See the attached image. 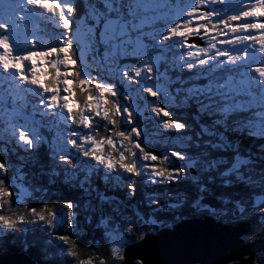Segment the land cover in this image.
Returning <instances> with one entry per match:
<instances>
[{
  "label": "snow or ice",
  "instance_id": "6c2138e0",
  "mask_svg": "<svg viewBox=\"0 0 264 264\" xmlns=\"http://www.w3.org/2000/svg\"><path fill=\"white\" fill-rule=\"evenodd\" d=\"M217 4L223 7H214ZM38 13L55 21L56 27L62 28L64 32L57 37L54 46L38 47L33 38L30 41L32 47L25 51L19 41L20 29L22 26L27 29L30 23L35 25V22L41 19ZM158 21L163 22L162 31L154 27ZM73 23V0H3V7L0 8V69L12 72L23 85L37 89V95L41 97L40 104L45 109H51L52 115H59L65 124L71 122V125L88 130L83 134L71 130L62 145L50 144L53 157L59 154V160L65 164L75 167L72 159L65 155L69 144L87 161L94 162V165L85 166L87 174L79 183L81 188H84L86 183L90 184V177L99 167L105 170L103 180L106 182L112 180L121 184L125 182L127 175H143L155 184L178 180L185 169L202 166L205 172H212L228 164L222 157L202 159L172 151V157L186 160L187 163L183 168L171 169L172 161L168 152L161 156L152 154L151 150H146L133 138L140 136L137 127L121 129L120 125L123 123L133 124L134 117L133 112L129 111L130 105L122 104L121 98L126 99L134 90L121 91L114 83L89 75L84 57L86 53L98 52L100 47H103L104 66L115 65L109 71L121 75L122 79L126 78L129 84L141 77L142 73H146L144 80L164 81L165 77L159 73L158 68L161 57L148 56L143 37H150L156 42L153 46L159 47L162 53L165 49L176 50L172 57L173 66L179 64L187 70L207 68V72L197 73V77L206 76L207 83L184 89L185 95L181 103L187 104L192 100L199 105L198 112L207 111L209 115L222 116L211 125H201L204 135L215 137L214 140L205 141V145L214 151L231 150L236 153L229 166L219 172L221 178L234 174L237 180L253 183L251 177H245L240 171L242 167L246 168L252 163L251 159L239 155L237 146L229 140L226 132L228 117L231 114L254 107L253 101L257 97L253 94V87L259 88V101L264 105V60H261V66L258 67H252L248 63L257 60V52L264 53V0H98L97 4H89L86 17L80 20L75 29ZM149 27L152 30L145 31ZM197 39L203 41L205 46L195 43ZM129 55L138 56L142 60L141 65L122 68L120 62ZM144 57L148 59L145 60ZM93 59L99 64L96 57ZM217 69L224 72L219 76L213 75ZM248 72H254L257 76L248 77ZM169 83L170 81L160 84L145 83L140 91L156 97L158 92L168 91ZM179 91L180 89L175 90L176 93ZM240 97L251 99L246 101ZM170 99L175 102L174 95ZM148 108H151V112L157 117L161 114L163 117L171 116L164 107H152L145 102V110ZM13 115L16 123L11 125V134L25 151L35 149L42 140L38 122L22 110H16ZM99 121L105 122L103 134L100 132ZM233 123L235 126L232 131L246 130L250 136L264 138V109L254 114L252 119ZM162 126L166 130L176 131L187 127L186 124L173 122L171 119L162 121ZM218 126H222L224 131H219ZM107 150L116 155H108ZM201 156L208 157L209 153L204 152ZM151 162H159L164 166L158 167ZM9 171L7 161L0 162V177ZM16 179L19 177H13L12 181L6 182L4 178H0V205H11L13 196L17 197L16 203L19 204L22 196L30 195L22 184L15 193L9 190L16 186ZM191 179L196 182L200 178L193 176ZM208 179L211 182L214 177L209 176ZM74 180L75 173L66 175V182ZM127 183L131 189L129 195H134V182ZM231 183V180L223 179L225 186ZM84 191L88 193L89 188H84ZM91 191L97 189L92 187ZM199 191L203 193L207 188L200 184ZM109 199L112 198L100 194L101 202ZM203 199L204 197L200 196L192 205L196 211H207L217 218L227 215L226 209L202 204ZM218 199L225 205L229 203L222 197ZM153 203L158 201L153 199ZM182 203L183 201L169 203L163 207L177 209ZM259 205H264V192L255 195L254 206ZM79 208L80 205L75 201L63 202L51 212L47 207L42 212L32 208L31 217L38 219L27 220L24 216L16 220L0 214V229L18 231V224L45 222V226L50 228L67 223L69 229L75 230ZM88 208L89 205L86 204L85 210ZM236 209L240 214L245 213V208L238 202ZM137 216L142 221V226L137 229L142 235L144 225L153 231L163 226L158 225L155 219L145 221L139 213ZM233 216H236L235 212ZM176 219L180 220L181 217L177 216ZM102 223L107 228V222ZM107 235L118 245L112 248V252L118 259H123L121 249L129 241L123 234L109 231ZM57 239L68 246L69 256L76 255L75 251L71 250L76 246L75 240L68 235H60ZM80 264H92V260H81ZM100 264H104V261H100Z\"/></svg>",
  "mask_w": 264,
  "mask_h": 264
},
{
  "label": "trees",
  "instance_id": "16d2710c",
  "mask_svg": "<svg viewBox=\"0 0 264 264\" xmlns=\"http://www.w3.org/2000/svg\"><path fill=\"white\" fill-rule=\"evenodd\" d=\"M91 1L92 0H73L75 14L74 16L76 17V19H80L84 15V11L82 10V8L84 7L86 9L88 3ZM201 44L204 43L202 42ZM256 56L257 62L264 60V53L257 52ZM183 70H185L183 73H186L188 76H191L193 72L192 70ZM249 76L256 77L257 74L254 72H249ZM186 81L188 82V84L184 86V89H188L193 85H199L198 83L193 82L194 77L192 76L187 78ZM178 93L177 113L171 111L170 119L173 122H182L186 124V129L174 132H164L162 133V136H158L156 134L150 135V139L153 142H150L152 144H147L148 148L146 150H151L152 154H156L158 156H161L164 152H168L169 159L172 161L173 165L177 164V167L181 166L179 164L183 165L184 163H187V161L180 160L178 157H172L170 155L172 151L182 153L186 152L188 156L200 157L202 159L222 157L228 161V164L222 165L218 170L212 172H205L202 166H200L197 168H191L192 171H194L195 173V175H191L190 169H186L187 171H184V173L182 174L185 180H189L193 176H198L200 179L196 182H193V180L191 179L192 181H186L187 183H177L176 180H174L172 182H158L153 184L150 182V180H145L143 177L135 178L132 175H127L124 183L117 184L112 180H109L107 182L104 181L103 175L105 174V170L103 169V167H99L97 171L90 177V184L86 183L84 185V188H89V192L85 193L84 188H81L79 186V183L85 178L87 174L85 166L88 164L94 165V162L87 161L85 159L83 161V165L81 164V167H79L75 164L76 159H72L75 167H78L73 168L72 165L65 164L53 157L46 158L43 153L38 150L33 152L30 150L29 152L32 153H30L29 157L26 159L20 158L18 156L15 157L14 154L11 156V159L15 160L16 162L18 160L17 163L24 167V171H26V175H28L26 177L30 181L29 185L36 190V193L39 191H47V193H49L51 197L56 198L51 204V208H54L55 206H58L63 202L72 201H75L80 205V208L77 210L79 212V215L77 218L76 226H78V229H80L81 234L75 235V231L77 229H69L67 223H64L59 225L58 229H56L59 235L70 236L73 240L76 241V244L79 246V248L81 246L79 238L82 236L86 237L88 235L92 240H95L96 242L94 234L98 235L97 232L99 231V229L95 230L96 232H93V227L89 226L88 228V224L85 223L84 226V223H82L81 221L83 214L87 217H90L91 215L93 221H95V219H98L96 218V216H100L101 218H109V220L112 221V224L115 225V227L117 226L119 230H121V233L129 241V243L124 247L126 248L129 245L137 244L149 235H156L157 233L163 230L171 229L174 225L184 219L194 218L198 214L191 210V206L195 203L197 199H199L200 196H203L204 198L213 197L217 200V202H222L221 199H218V197H222L224 199H227L229 201L228 206L232 207H234V205H236L238 202L240 206L245 208V213L241 214V220L236 219L235 216H233V213L236 210L233 208L226 209L228 212L231 213L229 216H225L219 219L217 217L216 218L222 221V223L228 222V224H236L237 221H246L251 223L255 228V233L253 237L245 238V241L247 243L257 241L255 235L261 232L262 225L260 224V221L264 217V211L256 212V210L252 209V207L254 206L255 195L264 192V179H262V177H264V138L250 136L247 134L246 130L232 131L231 129L235 126L233 123L234 121L252 119L254 114L260 113V111L262 110H260V108L255 105L254 107L247 109L246 112L244 110L238 113L231 114L228 117L227 121L228 131L226 132V135L228 136L229 140L237 146L238 153L241 157L250 158L252 161V163L248 165L247 171L241 172L243 175H245V177H251L253 183H247L245 181L237 180L234 174L226 178H221L219 172L225 170L229 166V164L233 160L230 158H234L236 153L231 150L214 151L211 148L207 147L205 144L203 145V147L194 146L193 141L196 140L195 137H198L197 142L199 140V137H203L207 141L214 140L215 137H210L202 133L201 125H211L214 120L221 119L222 116L219 114L209 115L207 111L198 112V104H196L192 100H189L187 104L181 103L180 99L178 98ZM255 94L259 96L258 89L255 90ZM182 95L184 96L185 94L182 93ZM168 107L169 106H167V108ZM167 119L169 120V117ZM104 123L105 122L103 121L102 124ZM102 124H100V126ZM108 127L110 128L111 125H109ZM101 128H103V125L100 127V131ZM218 130L224 131V128L222 126H218ZM185 133V136H190L189 133L192 134L193 141H188V144L186 146L181 145V148L180 145H177V143L175 144L173 139L176 138L174 136L177 135L184 137ZM158 138L163 141H166L165 146L157 142L156 139ZM1 144L3 143L1 142ZM19 146L20 148H24L21 147V145ZM68 148V153H76V150L73 149L70 144ZM204 152H208L209 156L202 157L201 154ZM107 154L115 155L111 152V150ZM0 161H5L3 156H1ZM151 163L156 164L158 167L164 166L159 162ZM57 169L62 171L64 170L63 172H68L69 175L75 173L76 180L66 182V176L58 175L59 171H57ZM111 175L114 176L115 173H111ZM209 176L214 177L211 182H209ZM0 178H4L6 182H9L11 181L12 177L10 174H6L5 176ZM156 179L159 180L160 178ZM223 179H229L232 181V183L225 186L223 184ZM51 181L57 183V185H54L53 188H49L47 186V184H49ZM127 181L134 182V195H129L131 189L128 186ZM200 184H203L207 188V191L201 193L199 191ZM92 187L96 188L97 191H91ZM182 188H184V190H182ZM55 189L57 190L56 196H54L55 193L53 192V190ZM9 190L13 191L14 193L17 192L16 187H12ZM143 192L157 193L158 195H162L163 197L158 200V203H153V200L147 198ZM101 193L104 196H107L112 199L101 202ZM30 200L31 201L28 203L29 207L25 205L16 206V204L14 203L15 196H13L11 205H0V214L7 215L10 218L16 220H18L20 216H24L26 220L30 218L38 219L31 217V209L35 208L38 212H42L45 206H43V203L41 202V204L40 201H38L37 199L35 200L34 198H31ZM180 201H183L180 208L172 209L168 207H163L169 203H177ZM86 204L89 205V208L87 210H85ZM47 208L49 212H51V210L53 209H50L49 206ZM92 209L95 210L93 211ZM137 213L140 214V217H143V220L147 221L155 219L158 225L162 224L163 226L159 227L156 231H153L152 228L144 225V234L142 235L137 230L142 226V221L137 216ZM177 216H180L181 219L177 220ZM17 227L19 228L18 231L0 229V254L14 252L27 253V255H29L38 264H80L81 260L86 261V259L89 258V250H84L83 253L80 252V250H77L78 252H80L79 255L76 249L74 248L72 249V251H75L76 255L69 256L67 253L64 252V250L68 248V246L64 245L62 242H60L58 250L57 248H55L56 252L50 251L49 239L46 237V234L44 235V233H42L40 230H48V227H46V229L44 228L45 222L24 225L18 224ZM258 235L261 236V234ZM89 237H87V240L90 239ZM42 240H45L44 244ZM258 243L261 248L260 251H264V241H260ZM108 247L109 246L107 244L104 245L103 241L99 240V243L96 245L95 250L97 249V252L100 253V256H98L100 258L94 257L93 264H100V261H104V264L121 263L122 259H118L117 256H113V254L109 252Z\"/></svg>",
  "mask_w": 264,
  "mask_h": 264
},
{
  "label": "rangeland",
  "instance_id": "374dc122",
  "mask_svg": "<svg viewBox=\"0 0 264 264\" xmlns=\"http://www.w3.org/2000/svg\"><path fill=\"white\" fill-rule=\"evenodd\" d=\"M84 1H89V0H84ZM90 3L91 4H97L98 0H92L91 2L88 3L86 9L84 7L82 8V10L84 11V13H83L84 15L80 19H76V17L74 16V23H73L74 29L80 23V20L82 18L86 17L88 6ZM2 7H3V0H0V8H2ZM214 7H223V5L217 4V5H214ZM37 15L39 17H41V19L36 21L35 25L30 23L28 25L27 29H25L23 26L20 29L19 41H20V44L22 46V49L25 51L32 47L30 41L33 38H35L38 47L48 48V47L54 46L55 43L57 42V37L62 32H64V30L62 28L56 27L55 21L45 19L44 15L42 13H38ZM42 20H46L47 22H49L51 24L52 28L50 29ZM81 27H82V25H81ZM154 27L157 30L162 31L163 30V22L158 21ZM151 30H152L151 27L145 29V31H151ZM142 39H143V43L146 45L145 50L148 52V56H159V57H161V59L158 63V68H159V73L164 75V77H165L164 81H161L159 79L144 80L143 77H144V75H146V73H142L141 77H137L135 82L129 84V81L126 78L122 79L121 75L109 71V69L114 68L115 65L109 64L107 66H104L103 47H100L98 52L86 53V55L84 57V62L87 64V71H88L89 75H91L93 77H98L102 80L106 79L109 82L114 83L115 86L118 89H120L121 91L134 90V91H132V94L130 96H128L126 99L121 98L122 104L130 105L129 111H132L134 114L133 124L129 125V124L123 123L120 125V127L122 130L125 128L130 129L131 127H134V126L137 127V129L140 131V136L138 138L134 136L133 138L138 140V142L141 144V146L145 147V149H147L148 148L147 144L150 142H153L150 139V135L156 134L158 136H162L163 135L162 133H164V132H174L176 130L164 129L162 126V121H168V119H167L168 117L167 118L163 117L162 114L159 117L155 116V114L151 112V108H148L147 110H145V102H147L148 104H151L152 107L161 106V107H164V109L169 111L170 113H171V111H174L177 113V93L175 92V90L180 89V91H179L180 93H178L179 94L178 98L181 101L182 98L184 97L182 95V93L185 94V92H184L185 87L184 86H186V84H188V82L186 81L187 78L192 76V77H194V81H193L194 83H198L199 85L206 84L207 83V77L206 76L197 77V73L207 72V68L193 69L191 76H188L186 73H183L185 70H183V68H181L179 66V64H176L175 66H173L172 57H173L176 50L168 51L167 49H165L162 53L161 49L159 47L153 46V44L156 42H154L150 37H143ZM197 40H199V39H197ZM199 41H200V43L203 42L201 40H199ZM167 43H169V42H165V44H167ZM201 46H205V45L202 44ZM94 57H96L99 60V64H97L96 61L93 59ZM144 59L147 60L148 57H144ZM141 63H142V60L138 56L129 55V57H127L126 59H124L120 62V66L122 68L123 67H138L141 65ZM238 63H240V62H238ZM248 63L252 67L261 66V61H258V62L257 61H248ZM77 66L79 67L80 65L78 64ZM186 71H187V69H186ZM223 72H224V70L217 69L216 72L213 73V75L219 76ZM153 75L155 76L156 73H153ZM247 76L250 77L249 72L247 73ZM166 81H170V83L168 84V91L166 93L158 92L156 97H152L147 92L140 91L142 84H145V83L146 84H153V83L160 84V83H164ZM177 85H178V87H177ZM257 89L259 91V88H257V87H253V89H252L253 94L256 95V97H257V99L255 101H253V103H254V106L257 105V107H259L260 110H262V109H264V105H261V103L259 102V96H257V94H255V90H257ZM153 90L155 91L156 88H154ZM37 92H38L37 89L32 88L30 86L23 85L18 79H16L14 77L12 72H4L3 69H0V158H1V156H3L5 161H7L8 166H11L10 171L7 173V174L11 175V177H12L11 181L13 180V177H19V179H16L14 181V184L16 185L14 187H16L17 191H19V186L22 184L23 188L28 193H30V195L22 196L20 198L21 202L19 204L16 203L17 197L15 196L14 203L16 204V206L25 205V206L29 207L28 203L31 201L30 199L34 198L35 200L37 199L38 201H40V203L42 202L43 206H45V207L49 206L50 209H52L53 207L51 208V204L53 203V201L56 198L51 197L49 195V193H47V191H45V192L39 191L36 193V190L32 186L29 185L30 181L26 177L28 175H26L27 173H26V171H24V167L17 163L18 160L16 162L15 160L11 159V156L14 154L15 157L18 156L20 158L26 159L29 157L30 153L38 150V151H41L46 158L53 157L52 149L50 148V144L57 143V144L62 145L64 143V141L68 138V133L71 130H75V131L80 132L82 134L86 133L88 130L83 129V128H78L74 125H71V122H68L67 124H65L59 115H52L51 109H45L40 104L41 97L37 95ZM173 95L175 97V102H171V99H170ZM240 99L247 101V100H250L251 98L250 97H240ZM166 101H168V102L166 103ZM167 106H169L170 108L169 107L167 108ZM34 109H35V111H34ZM16 110H22L23 112L30 114L38 122V126H39L38 130L40 132L42 140H41L40 144L35 149L31 150L32 152L25 151L24 148H20L19 145H21V144L17 143L16 138L10 132L11 125L16 123V118L13 115V113ZM246 110H245V112H246ZM102 123H103V121H99V124H102ZM102 125H104V124H102ZM103 131H104L103 128H101V131H100L101 134L103 133ZM185 135H186V133L184 134V137H190L191 139H183V140L176 139V138L173 139L175 144L177 143V145H180L181 148H182L181 145L186 146L188 144L187 143L188 141H190V140L193 141L192 140V134L189 133L190 136H185ZM174 137H181V136L177 135ZM195 139L196 140L193 141L194 146L199 145V146L203 147V145L205 144V141H207L203 137H199L198 142H197L198 137H195ZM156 140L161 145L165 146L166 141H163L160 138H158ZM200 140H202V141H200ZM1 142L3 144H1ZM199 142H201V143H199ZM150 144H152V143H150ZM68 146L69 145H67V151H66L65 155L71 156V157H69L71 159H76L75 164L77 166L81 167V164L83 165V161L85 160V158L78 153H76L75 155H71L70 153H68V150L70 148V147L68 148ZM21 151L24 153H22ZM109 151L110 150H107V153ZM136 151H138V150H136ZM55 159L59 160V154L56 155ZM230 159H233V158H230ZM0 162H3V161H0ZM185 164L186 163H184L183 165L179 164L181 166H178V167L176 166L177 164L176 165L171 164L170 168L171 169L183 168ZM73 168H78V167H73ZM247 168H248V165L244 169L242 167L240 171H247ZM57 171H59L58 175H63V176L69 175L68 172L64 173L63 172L64 170L62 171V170L57 169ZM184 171H187V170L185 169ZM191 171H192V169H190V172ZM134 177L136 178L137 176H134ZM139 177H143L145 180H149L148 177L143 176V175H141ZM139 177H137V178H139ZM186 181L190 182L192 180H191V178L189 180H185V178L183 176L180 179L176 180L177 183L178 182L187 183ZM54 185H57V183L52 182V181L49 184H47V186L49 188H53ZM182 190H184V188H182ZM53 192L55 193L54 196H56L57 190L55 189V190H53ZM143 193L147 198H150L152 200L155 199L158 201L159 199H161L163 197L162 195H158L157 193H146V192H143ZM201 203H202V201H201ZM207 205H209V204H207ZM228 205L229 204H227V205L222 204V208L223 209H228V208L236 209V205H234V207L228 206ZM263 206L264 205L253 206L252 209L256 210V212L264 211ZM219 209H221V208H219ZM260 209H262V210H260ZM191 210L194 211L196 214H198L195 216L196 218H202L201 216H204L206 214L210 215L207 211H199L198 212L192 206H191ZM202 213H205V214H202ZM235 213H237L235 218L241 220V214L238 213L237 209L235 210ZM230 214L231 213L227 211L226 216H229ZM81 216H82V213H81ZM210 216L213 217V215H210ZM223 217H225V216H222L219 218H223ZM96 218H98V219H95V221H93V219L91 218V215H90V217H87L86 215L83 214L82 221H81L82 223H84V226L86 223V224H88V228H89V226L93 227V230H92L93 232H96L95 230L99 229V231L97 232L98 235L94 234V237L96 238V242H95V240H92L88 235L86 237L82 236L79 238L80 239V245H81L80 248L77 244L74 248V249H76V251L80 250V252H82V253L84 252V250H89V252H88L89 258L86 259V261L92 260V264L94 261V257L100 258V257H98V256H100L99 255L100 253L97 252V249L95 250L96 245L99 243V240L103 241L104 245L107 244L109 246L108 250H109V252H111L113 254V256H117L116 254H114L112 252V248L118 247V245L113 243L112 239L107 235V233L109 231H111L113 233L122 234L121 230H119V228L117 226L115 227V225L112 224V221L109 220V218H101L100 216L99 217L96 216ZM214 218L217 221L222 222V221L218 220L219 218L217 219L216 216ZM102 221L107 222V228L104 226V223H102ZM237 223H238V221H237ZM224 224H228V222H226V223L224 222ZM236 224H229V225H236ZM260 224L262 225L261 232L257 233V235H255V238L257 239L258 242H260V241L263 242L264 241V217L260 221ZM46 227L47 226H45L44 228L46 229ZM58 227H59V225L56 226L55 228L48 227L47 231L40 229L41 232L44 233V235L46 234V237L49 239V243H50L49 250L53 251V252H56L55 248H57V250H58L60 242H61L57 239V237L60 236L58 231H56V229H58ZM130 228H131V226H130ZM76 229L77 230L75 231V233H76L75 235H80L81 231H80V229H78V226H76ZM254 230H255V228H254ZM254 233H255V231H254ZM254 233H253V235H254ZM258 234H261V236ZM253 235L248 236V237L244 236V237H242V239L245 240V238H251V237H253ZM87 237H89L90 239L87 240ZM83 238H85V239H83ZM55 239H56V241H55ZM54 241H55V243H54ZM257 241H253L251 243H258ZM42 242L44 244L45 240H42ZM245 243H247V242L245 241ZM248 244H250V242ZM259 248H260V245H259ZM124 249L125 248L121 249L122 254H123ZM69 250L70 249L66 248L64 250V252L68 253ZM260 250H261V248H260ZM260 250L258 252H256V257H258L259 259H261L264 262V251L261 252ZM263 250H264V243H263ZM80 252H78L79 255H80Z\"/></svg>",
  "mask_w": 264,
  "mask_h": 264
},
{
  "label": "water",
  "instance_id": "95a60500",
  "mask_svg": "<svg viewBox=\"0 0 264 264\" xmlns=\"http://www.w3.org/2000/svg\"><path fill=\"white\" fill-rule=\"evenodd\" d=\"M195 43L202 45L199 40ZM202 203L217 209L223 204L213 197L204 198ZM201 217L184 219L171 229L129 245L120 264H264L256 257L259 243L248 244L242 239L253 235L251 223L229 225L210 215ZM0 264L35 263L27 254L15 252L0 254Z\"/></svg>",
  "mask_w": 264,
  "mask_h": 264
},
{
  "label": "bare ground",
  "instance_id": "6f19581e",
  "mask_svg": "<svg viewBox=\"0 0 264 264\" xmlns=\"http://www.w3.org/2000/svg\"><path fill=\"white\" fill-rule=\"evenodd\" d=\"M50 29L52 28V26H51V24L49 23V22H47L46 20H42ZM29 256V255H28ZM29 258H31L30 256H29ZM31 260L35 263V264H37V262L35 261V260H33L32 258H31Z\"/></svg>",
  "mask_w": 264,
  "mask_h": 264
},
{
  "label": "clouds",
  "instance_id": "9594fccd",
  "mask_svg": "<svg viewBox=\"0 0 264 264\" xmlns=\"http://www.w3.org/2000/svg\"><path fill=\"white\" fill-rule=\"evenodd\" d=\"M18 253H23V252H18ZM25 254H27V253H25Z\"/></svg>",
  "mask_w": 264,
  "mask_h": 264
}]
</instances>
